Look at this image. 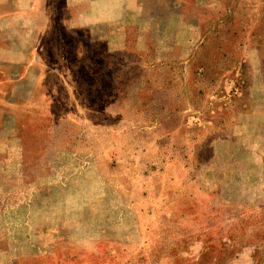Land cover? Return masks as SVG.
Masks as SVG:
<instances>
[{
  "label": "rangeland",
  "instance_id": "374dc122",
  "mask_svg": "<svg viewBox=\"0 0 264 264\" xmlns=\"http://www.w3.org/2000/svg\"><path fill=\"white\" fill-rule=\"evenodd\" d=\"M44 3L0 0V264H264V0H128L111 55Z\"/></svg>",
  "mask_w": 264,
  "mask_h": 264
},
{
  "label": "crops",
  "instance_id": "0c3cea01",
  "mask_svg": "<svg viewBox=\"0 0 264 264\" xmlns=\"http://www.w3.org/2000/svg\"><path fill=\"white\" fill-rule=\"evenodd\" d=\"M47 2L48 0H45L44 7L37 8L42 16L39 26L36 24L39 27V38L48 31L49 27V17L46 13ZM64 2L67 14L61 18L60 22L66 31L81 30L84 31L83 33L87 32L88 44L94 47V51H96L97 46H102L103 50H107L104 51L107 55L117 51L115 27L118 20L126 15L127 6L123 3L128 2V0H64ZM111 27L112 32L109 30ZM40 47L36 43L29 54L33 61H39V63L41 59ZM80 53V56L84 55L83 52Z\"/></svg>",
  "mask_w": 264,
  "mask_h": 264
}]
</instances>
